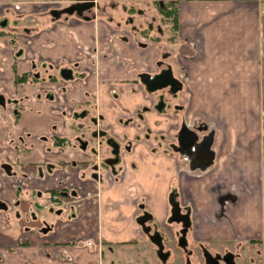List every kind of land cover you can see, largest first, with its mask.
<instances>
[{
	"label": "crops",
	"instance_id": "0c3cea01",
	"mask_svg": "<svg viewBox=\"0 0 264 264\" xmlns=\"http://www.w3.org/2000/svg\"><path fill=\"white\" fill-rule=\"evenodd\" d=\"M8 1L0 0V10ZM262 3V0H192L185 12L187 24L196 27L200 23L202 34L198 41V35L191 30L184 45L188 75L181 94L188 101L185 117L189 121H203L202 126L212 127L217 133L218 126H222V133L214 134L213 145L210 139L209 150L214 152V158L206 162L198 160L197 166L205 169L204 173L188 177L164 156L154 158L151 152L146 155L144 146L137 145L127 154L129 163H136L130 166L128 181L105 188L100 195L96 183L87 180L82 162L85 157L79 149H67L58 155L50 152L45 156V147L37 137L51 132L54 118L58 134H66L67 126L63 117L52 116L50 109L40 111L44 104L34 86L15 89L14 77L31 71L33 62L16 57L14 50L19 43L12 45L13 36L0 33V90L18 93L31 106L19 126L15 125L10 111L0 107V150L7 152L14 162L17 163L18 155L19 161L27 164L23 168L17 166L13 175L0 169V201L6 204L5 209H0V249L6 251L7 264H162L154 254L153 244L136 235L138 224L132 217L135 206L130 201L131 189L151 194L149 204L159 219L167 217L170 191L178 192L183 203H190L193 210L188 230L190 239L206 242L217 251L231 246L240 252L247 248L255 253L251 261L264 264V135H256L254 129L256 124L262 125L264 115L261 107L236 110L235 99L241 94L264 97V82L257 81L258 73L264 80L260 57ZM43 16L30 24L31 28L23 30L30 35L28 49L58 60L65 39L61 32L66 29L60 27V22L53 23ZM14 37L22 39V35ZM113 78L116 76L108 73L101 78L92 76L86 81H73L68 99L74 105V99L84 102L91 95L96 107L113 124L114 131L132 138L136 128L122 126L119 119L149 102L141 91L125 90V84ZM244 79L255 80L254 87H249L251 84ZM110 83L117 86L118 97L111 95ZM259 103L262 105L261 100ZM147 116L151 121L164 120L163 115L153 112ZM164 125L165 122L160 126ZM190 125L187 131L198 135ZM22 129L31 132L26 140L33 149L21 156L5 138L12 137L17 142ZM2 159L0 154V162ZM78 159L79 163L73 162ZM33 162L48 163L49 168H44L42 174L37 166L28 165ZM18 177L20 187H16ZM65 177L69 186L77 183L79 196L90 197L79 201L77 212L54 217L53 231L40 233L36 230L40 221L30 220L26 214L37 210L32 193L35 191L37 198V191L65 187L61 183ZM20 197L26 200L17 206L15 202ZM101 239L106 243L104 252L99 247Z\"/></svg>",
	"mask_w": 264,
	"mask_h": 264
},
{
	"label": "flooded vegetation",
	"instance_id": "af4514ba",
	"mask_svg": "<svg viewBox=\"0 0 264 264\" xmlns=\"http://www.w3.org/2000/svg\"><path fill=\"white\" fill-rule=\"evenodd\" d=\"M191 2L192 0H9L2 4L0 23L5 19L8 22L4 26L0 24V33L13 36L10 39L12 45L19 43L14 50L16 57L33 62L31 71L16 74L13 81L15 89L25 85L34 86L38 99L44 104L40 111L45 112L47 108L52 116H62L63 124L68 129L66 134H58L57 121L52 119L54 122L51 123V132L37 137L42 147H45V156L50 152L58 155L67 149H79L82 157H85L82 161L85 164L83 171L87 180L96 183L98 195L105 188L116 187L128 181L130 166H135L136 163H129L127 154L135 150L137 145L144 146L146 155L151 152L154 158L164 156L174 166L184 170L188 177L204 173L205 169L197 166L198 160L206 162L214 158V152L209 150V145L210 139L212 145L214 144L216 131L202 134L200 131L204 130V125L199 124H203V121L186 119L184 112L188 101H184L181 94L188 75L185 64L187 54L184 50L187 35L192 30L194 35H198V41L202 36L201 24L190 26L185 18ZM25 5L31 8L26 10ZM2 8L6 9L5 15H2ZM55 12H59V16ZM10 13L29 16V26H26L28 28L37 21L33 18V13L44 15L43 17L53 23L60 22V27L66 29L61 32L65 39L61 42L60 59L47 58L29 50L31 40L30 35L23 32L25 27L9 29ZM16 35H22V39L14 37ZM108 73L115 75L116 78L113 79H117L119 83L125 84V90L141 91L149 102V105H139L135 111L123 114L119 119L122 126L136 128L132 138L123 132L117 134L114 131L113 124L108 122L106 116L96 107L95 99L88 93L84 102L74 99L73 105L68 99L67 93L72 89L73 81H86L92 76L101 78ZM134 83L138 86L134 87ZM110 84L111 95L118 97L117 86ZM0 107L10 111L16 126L20 125L26 110L31 108L23 96L18 93L13 95L4 89L0 90ZM147 112L163 115L164 120L151 121ZM164 122L165 125L160 126ZM188 124H192L191 129L198 135L187 131ZM30 134L29 130L22 129L17 142L8 136L5 142L12 145V150L22 156L33 149L32 144L26 140ZM186 141L192 144L187 145ZM0 154L3 157L0 169L7 175L16 173L17 166L23 168L27 165L19 161L18 155L16 163L7 152L0 150ZM73 162L79 163L80 160ZM28 165L37 166L42 174L44 168H49L45 162ZM19 177L16 187L21 185ZM66 179L67 177L63 178L61 182L65 183V187L37 191V198L35 191L32 193L37 200L34 204L37 210L26 211V214L30 220L40 221L36 225V230L40 233L53 231L54 217H60L64 212H77L79 201L88 200L90 197L79 196L77 183L69 186ZM90 192L88 190V194ZM22 200L26 199L20 197L15 204L21 206ZM150 200L151 194L148 191L138 193L131 189L130 201L135 206L132 217L138 224L136 235L148 239L154 246L157 260L167 264L173 250L164 244L166 236L162 228L167 222H177L170 221L176 204L182 207V213L189 214L190 220L193 210L190 203H183L178 192L171 190L168 195L170 208L167 217L159 219L152 212ZM5 208L6 204L0 201V209ZM181 229L177 233V243L189 251L182 255L177 253L180 254L177 260H182L180 264H190V259L185 262L183 257L188 258L192 254L201 257V261L197 260L196 264H239L238 256L241 253L238 249L229 247L224 251H217L199 239H190L188 242V231L182 243ZM156 234L162 239V255H158L159 248L150 239L151 235ZM173 243L176 244V241ZM99 247L102 252L105 251L106 243L103 239ZM3 252L0 249V264H7L6 251Z\"/></svg>",
	"mask_w": 264,
	"mask_h": 264
},
{
	"label": "rangeland",
	"instance_id": "374dc122",
	"mask_svg": "<svg viewBox=\"0 0 264 264\" xmlns=\"http://www.w3.org/2000/svg\"><path fill=\"white\" fill-rule=\"evenodd\" d=\"M262 1L264 2V0H262ZM6 3H8V2H6ZM262 5L263 6L261 9V11H262L261 14H262V18L264 20V3H262ZM5 11H6V9L2 8V15H5ZM8 17H9V22H10L9 29H14L16 27L23 28V27L29 26L28 25L29 24V18H30L29 16H25V15L16 16V15L10 13L8 15ZM33 18L40 20L41 16L38 13H33ZM260 40H261V42H260V57H261L262 62H263L262 67H263V71H264V23L262 25ZM244 81H248V83L251 84V85H248L249 87H254L253 81H255V80L244 79ZM257 81H258V83L260 82V84H263V82H264L263 75L261 77V76H259V73H258L257 74ZM241 82H243V79L241 80ZM243 83H245V82H243ZM241 87H243V84H241ZM235 99H236V110H244L247 107L252 108V109H258L259 107H261V109L263 111V115H264V97L263 96L259 97L257 95L254 96V95L241 94L239 96H235ZM260 100H261L262 105H260V103H259ZM205 119H206L205 121L208 120V118L206 116H205ZM256 119H257V122H259V120H260L259 114H257ZM199 125H201V124H199ZM218 127H219V131H218V133L217 132L216 133L220 134V131H221L220 129H222V126H218ZM254 129L257 130L256 135H261V134L264 135V122H262L261 126L259 124H256L254 126ZM209 130L213 131L214 128H212V127L206 128L204 126V130L200 131V132L203 134L205 132H209ZM215 130H216V128H215ZM221 133H222V131H221ZM252 134H254L253 130H252ZM180 229H181V223H178V222H173V223L167 222L166 226L162 228V230L164 231L165 236H166V238L164 240V244L166 245L167 248H170L173 250L172 257L170 258V260H168L167 264H180V263H182L181 258H178V260H177L178 255H180L177 253H181V255H182V253L186 254L189 251V250H187V248L186 249L181 248L177 243V240H178L177 233L180 231ZM190 238H191L190 235L187 234V241L188 242H190ZM175 241H176V244L173 243ZM231 248H235V246H231ZM188 249H189V247H188ZM243 252H244V254H243ZM243 252H240L241 255L238 256L239 264H255L254 260L251 261V256L255 255V253L251 250H248L247 248H244ZM183 259L185 262H188V259H190V264H196L197 260L201 261V257L197 256L196 254L190 255L188 258L183 257Z\"/></svg>",
	"mask_w": 264,
	"mask_h": 264
},
{
	"label": "water",
	"instance_id": "95a60500",
	"mask_svg": "<svg viewBox=\"0 0 264 264\" xmlns=\"http://www.w3.org/2000/svg\"><path fill=\"white\" fill-rule=\"evenodd\" d=\"M54 14L56 16H59V12H55ZM7 22H8L7 19H5V20L1 21L0 24L4 26L7 24ZM66 76H68V75H66ZM186 144L191 145L192 143L186 141ZM172 215H173V217L170 219V221L175 220V221L180 222L182 224V229H181V232H182L181 238L182 239L181 240H183V237H185L186 232L188 231L189 227L191 226V220H190L189 214L182 213V207H180L179 205L176 204L174 206ZM150 239L159 248L158 255H162V253L160 252V250L163 249L161 236L159 234L151 235ZM183 242H184V240L182 241V243ZM228 264H233V263L229 262Z\"/></svg>",
	"mask_w": 264,
	"mask_h": 264
}]
</instances>
